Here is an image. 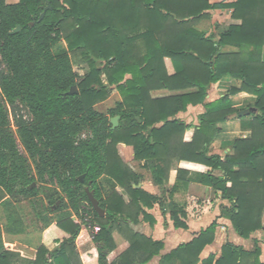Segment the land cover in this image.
<instances>
[{"label": "trees", "instance_id": "16d2710c", "mask_svg": "<svg viewBox=\"0 0 264 264\" xmlns=\"http://www.w3.org/2000/svg\"><path fill=\"white\" fill-rule=\"evenodd\" d=\"M219 8L231 10L234 22L226 30L196 28ZM18 25L21 30L11 34ZM263 51L264 0H0V205L28 200L35 207L43 193L45 211L56 213L45 226L56 222L69 234L53 250L40 244L35 258L28 259L6 243L0 227V264H84L76 239L87 218L95 250L86 256L97 254L98 264H148L164 243L132 228L141 216L156 223L147 209L158 203L176 228H188L183 206L166 200L192 180L179 169L176 185L167 189L174 160L209 168L196 180L229 202L220 205L219 217L229 219L239 236L248 239L264 229ZM72 54L88 66L86 73L75 70ZM225 75L240 80L241 87L205 103L212 85ZM74 85L78 93L70 94ZM111 87L121 99L100 112L96 105ZM164 89L173 93L154 97ZM239 92L256 96V111L239 115L231 103ZM198 104L205 105L199 125L178 117ZM116 115L119 125L112 129ZM233 117L250 136L235 139L231 154L210 153L222 131L218 124ZM120 144L134 148L161 195L138 187L142 175L125 162ZM217 169L222 176L214 174ZM86 188L99 200L104 217ZM218 226L216 219L164 254L159 264H264L260 246L248 250L230 241L219 257L211 253L202 259ZM116 232L129 245L110 259Z\"/></svg>", "mask_w": 264, "mask_h": 264}, {"label": "crops", "instance_id": "0c3cea01", "mask_svg": "<svg viewBox=\"0 0 264 264\" xmlns=\"http://www.w3.org/2000/svg\"><path fill=\"white\" fill-rule=\"evenodd\" d=\"M19 1L20 0H7L8 3H17ZM221 1L232 2L234 0H215L214 2ZM211 2L213 1L211 0ZM221 10L223 12V16L231 18L230 9ZM209 12L210 14L212 13L211 10ZM231 23L232 22H227L224 25H220L221 23H218L217 19H213L212 21L203 19L197 23L196 28L201 31L210 32L208 30L211 26L213 25L214 27V25H217V33H219L226 30ZM228 50L234 51L235 49L228 48ZM241 85L242 82L240 80L235 79L230 75H225L220 81L212 85L205 103L223 96L233 87L240 88ZM172 93L173 92L168 90L166 93H158V91H156L153 95L154 97H162ZM255 101L256 96L247 92H239L231 96L232 106L236 109H240V111L254 108ZM204 111V104L189 105L187 111L180 112L178 117L183 119L185 123L195 126L199 125V115ZM218 125L221 127L222 131L210 147V153L212 154H219L221 156L231 154L235 139L250 136L249 131L242 129L241 120L239 118L233 117L225 122L219 123ZM187 131H191V137L185 138V140L189 141L192 138L194 128ZM225 131L228 132V137L222 136ZM119 150L125 162H127L136 172L142 175V180L138 187H142L152 194L161 195L162 190L160 186L154 184L150 172L143 168L142 165L144 162L135 159L134 148L130 145L120 144ZM136 162L138 169L132 166V163ZM179 169L187 170L189 172L188 178L192 180H190L187 187H184V185L181 184L177 190L173 191L172 197L166 195V200L167 202L173 200L183 206L187 213L185 221L188 224V228H176L170 217V213H164L158 203H156L153 208L147 209L148 213L153 215L156 219V223L154 225H151L148 220H144L142 216L140 217V221L138 223H132V228L135 231L151 237L154 240H160L164 243V249L161 251V254L155 256L148 264H159L160 259L164 254L169 253L182 243L191 241L202 229L209 226L216 219L219 226L216 230L215 240L212 244L205 247L201 254L202 259L208 257L211 253H214L217 257H219L222 252L223 244L230 241L236 245L243 246L248 250L254 249L256 245L260 246L262 250L260 258L262 262H264V229L253 233L248 239L239 236L234 230L229 219L219 217L220 205L228 204L229 202L222 199L220 194L216 193L212 187L204 185L196 180L198 174L206 173L209 168L201 163L174 160L169 172V179L166 182L168 190H172L176 185ZM214 174L222 176L223 172L217 169L214 170ZM67 237H69V234L61 229L56 222H53L42 229L38 244L32 242H19L16 240L14 243H11V246L13 250L19 252L24 258L33 259L36 256L37 247L40 244H43L49 250H53L59 245L60 241ZM114 237L117 242V249L110 254V259L116 257L117 254L125 250L129 245L123 235L116 232ZM76 246L80 254L83 256L84 264H98L97 254H94L91 257L86 256L87 253L94 252L95 244L85 224H83L76 239Z\"/></svg>", "mask_w": 264, "mask_h": 264}, {"label": "rangeland", "instance_id": "374dc122", "mask_svg": "<svg viewBox=\"0 0 264 264\" xmlns=\"http://www.w3.org/2000/svg\"><path fill=\"white\" fill-rule=\"evenodd\" d=\"M211 1V0H210ZM213 2L215 0H212ZM211 17L208 20L212 21L217 19L220 25H224L227 22H234L232 18L223 16L221 8L212 9ZM214 30L213 25L208 31ZM218 28L216 29V33ZM66 48V44H62L60 50ZM72 59L74 61V68L80 74H84L88 71V66L86 64L79 63L78 59L72 54ZM105 83H107L106 76L103 75ZM167 90H160L158 93H166ZM121 99L117 89L115 87L109 88V95L107 99L100 101L96 105V109L100 112L107 113L108 110L114 107ZM12 126L15 129V122L12 118ZM223 137H228V132H224ZM191 137V131H187L185 138ZM21 151L27 155L23 146L19 143ZM32 164V169L35 171V164ZM132 166L138 169L137 162L132 163ZM41 184L36 183V186ZM44 191V190H43ZM47 199L43 193L38 197L35 207L28 200H24L20 203H10L8 205H0V227L3 229V236L7 244L14 243V241L19 242H32L38 244L40 241V234L43 227L47 224L49 219H56V213H50L45 211L47 208ZM55 207H53L54 209ZM45 217V218H44ZM91 223L89 218L86 219V226ZM88 229V228H87ZM89 231V229H88ZM12 247V246H11Z\"/></svg>", "mask_w": 264, "mask_h": 264}, {"label": "water", "instance_id": "95a60500", "mask_svg": "<svg viewBox=\"0 0 264 264\" xmlns=\"http://www.w3.org/2000/svg\"><path fill=\"white\" fill-rule=\"evenodd\" d=\"M51 6H48L45 11L41 14V17L40 19H42L44 16H45V13L47 11L48 8H50ZM21 30V26L18 25L16 28H14L12 31H11V34H14L18 31ZM70 94H73V93H78V88L76 85L72 86L70 91H69ZM252 111H256L255 108H250V109H245V110H242L240 111V116L243 117L245 115H248L250 114ZM119 121H120V116L119 115H116L114 117L111 118V122H112V129H115L118 125H119ZM84 177L85 175H82L80 176V180L83 181L84 180ZM32 186H35V183L32 185ZM86 191H87V194H88V197L93 205V208L96 210V212L99 214V216L101 217H104L105 216V210L100 206V202L99 200L96 198V196L94 195V193L89 189V188H86Z\"/></svg>", "mask_w": 264, "mask_h": 264}, {"label": "built area", "instance_id": "2783aa9c", "mask_svg": "<svg viewBox=\"0 0 264 264\" xmlns=\"http://www.w3.org/2000/svg\"><path fill=\"white\" fill-rule=\"evenodd\" d=\"M95 230H96V231L99 230V227H98V226H95Z\"/></svg>", "mask_w": 264, "mask_h": 264}]
</instances>
